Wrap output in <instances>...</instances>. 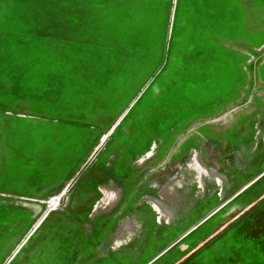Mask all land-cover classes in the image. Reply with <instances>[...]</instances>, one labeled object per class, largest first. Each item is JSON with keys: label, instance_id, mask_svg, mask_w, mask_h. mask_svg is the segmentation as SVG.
<instances>
[{"label": "rangeland", "instance_id": "374dc122", "mask_svg": "<svg viewBox=\"0 0 264 264\" xmlns=\"http://www.w3.org/2000/svg\"><path fill=\"white\" fill-rule=\"evenodd\" d=\"M0 264H264V0H0Z\"/></svg>", "mask_w": 264, "mask_h": 264}, {"label": "bare ground", "instance_id": "6f19581e", "mask_svg": "<svg viewBox=\"0 0 264 264\" xmlns=\"http://www.w3.org/2000/svg\"><path fill=\"white\" fill-rule=\"evenodd\" d=\"M192 163L197 169L196 174H198L199 177V188H201L202 190L206 189V186L204 184L206 180H212L213 182L215 180L218 181V176H216V173L212 169L210 170L208 167H204L200 162H196V160H193ZM188 173L189 172L185 168H183L179 173H176L172 177L168 178L166 183L162 186V189L160 190L162 193L161 195L163 198L166 197L169 202V204H167L166 206L162 205L158 200H156L155 198H151L150 196L149 200L147 199V197L145 198L146 201L151 202V206L154 211H156L160 215V221L166 218L170 220H177L180 215L187 213L186 202L191 196L193 192L192 190H194V188L191 189V192L187 190L186 183L187 180L191 177L188 176ZM101 190H103V192L105 193V209H109L117 200L119 193L110 190L106 185L103 187L101 186Z\"/></svg>", "mask_w": 264, "mask_h": 264}]
</instances>
